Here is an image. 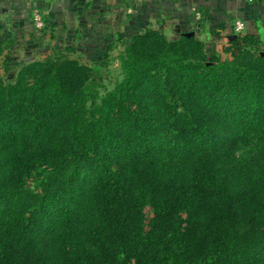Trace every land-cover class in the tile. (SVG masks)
<instances>
[{
	"label": "trees",
	"instance_id": "16d2710c",
	"mask_svg": "<svg viewBox=\"0 0 264 264\" xmlns=\"http://www.w3.org/2000/svg\"><path fill=\"white\" fill-rule=\"evenodd\" d=\"M126 45L105 94L61 57L0 78V264H264L262 42Z\"/></svg>",
	"mask_w": 264,
	"mask_h": 264
},
{
	"label": "rangeland",
	"instance_id": "374dc122",
	"mask_svg": "<svg viewBox=\"0 0 264 264\" xmlns=\"http://www.w3.org/2000/svg\"><path fill=\"white\" fill-rule=\"evenodd\" d=\"M52 1L54 11L48 4L46 8L33 5L29 15L6 16L0 29V78L6 84H15L25 68L34 63L61 57L94 70L100 77V94L112 92L122 80L126 42L148 29L167 41L181 42L193 37L201 42L209 58L229 61L237 38L255 33L247 32L243 18H230L226 6L244 2L255 8L264 7V0ZM36 9L44 14L43 30L34 24L32 14ZM239 22L244 25L243 30L238 29ZM260 55L264 56L263 47ZM33 74L26 75L28 82L33 80ZM248 150L246 147L243 152Z\"/></svg>",
	"mask_w": 264,
	"mask_h": 264
},
{
	"label": "crops",
	"instance_id": "0c3cea01",
	"mask_svg": "<svg viewBox=\"0 0 264 264\" xmlns=\"http://www.w3.org/2000/svg\"><path fill=\"white\" fill-rule=\"evenodd\" d=\"M52 3V0H0V29H2L1 27L5 25L6 19L9 15H11L13 18L19 15L22 17L29 15L30 12L28 10L33 5H44L43 7L46 8L48 4L50 6V10L54 11L56 9L54 6L55 4ZM226 7V12L230 18H243L245 21L247 32L255 33L258 35V38L259 40H261L263 45L264 54V7H260L258 5L255 8L254 6H251L244 2H241V4H237V6L235 5ZM1 17L5 18L2 19ZM20 24H23V22H20Z\"/></svg>",
	"mask_w": 264,
	"mask_h": 264
},
{
	"label": "built area",
	"instance_id": "2783aa9c",
	"mask_svg": "<svg viewBox=\"0 0 264 264\" xmlns=\"http://www.w3.org/2000/svg\"><path fill=\"white\" fill-rule=\"evenodd\" d=\"M32 17H33L34 24H35L36 28L38 30H43L44 27H45V20H44L43 12L41 10H39V9H36V10L33 11ZM198 18H200L199 14H198ZM237 27H238L239 30H243L244 29V25L241 22L238 23Z\"/></svg>",
	"mask_w": 264,
	"mask_h": 264
}]
</instances>
